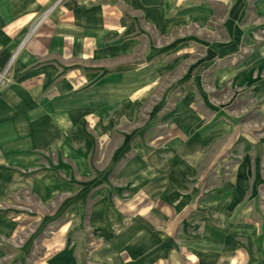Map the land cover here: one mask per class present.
<instances>
[{
    "label": "crops",
    "instance_id": "1",
    "mask_svg": "<svg viewBox=\"0 0 264 264\" xmlns=\"http://www.w3.org/2000/svg\"><path fill=\"white\" fill-rule=\"evenodd\" d=\"M201 1L0 0V73L9 65L0 88V264L8 259L13 264L2 242H14L23 228L16 216L8 217L6 203L23 192L43 205L71 193L55 172L62 165L45 155H63L80 175L86 173L87 158L77 145L99 118L113 122L115 97L121 95L123 102L125 91L114 87L140 82L141 64L137 75L130 66L112 63L136 51L147 26L161 31L176 25ZM159 173L165 184L157 192L172 198V208L160 207L155 221L143 215L145 206L138 218H125L109 194L98 193L88 209L82 201L69 208L75 218L88 211L87 229L65 220L70 216L51 224L59 226L58 233L44 240L45 250L32 264H264L249 250L257 244L256 225L245 224L243 215L236 218L243 192L239 176L209 198L228 205L209 203L206 220L198 222L194 209L182 211L175 189L167 194L168 186L176 187L174 169ZM137 195L147 197L141 189ZM85 229L96 239L94 249H88ZM74 230L83 232L77 256Z\"/></svg>",
    "mask_w": 264,
    "mask_h": 264
},
{
    "label": "rangeland",
    "instance_id": "2",
    "mask_svg": "<svg viewBox=\"0 0 264 264\" xmlns=\"http://www.w3.org/2000/svg\"><path fill=\"white\" fill-rule=\"evenodd\" d=\"M195 3L190 14H182L189 18L176 25L161 31L147 26L136 51L112 63L130 66L137 75L140 64L143 70L140 82L114 87L125 91L123 102L121 95L115 97L113 122L99 118L77 145L87 158L86 173L80 175L63 155H45L62 165V170L55 165V172L72 192L46 205L25 192L6 203L8 217L23 225L14 242H2L13 264H32L43 254L44 240L58 233L59 226L50 225L70 216L76 201L88 209L101 192L111 196L123 217L138 218L145 206L143 215L155 221L160 207L172 208V198L157 192L165 184L159 172L171 168L176 187L167 183V194L175 189L182 211L194 209L198 222L206 220L209 203L228 205L209 198L239 176L243 192L236 218L243 215L245 224L256 225L257 244L249 250L264 260V0ZM139 184L147 197H137ZM87 213L65 220L87 229ZM86 229L88 249H94L96 239ZM81 233H71L74 256Z\"/></svg>",
    "mask_w": 264,
    "mask_h": 264
},
{
    "label": "built area",
    "instance_id": "3",
    "mask_svg": "<svg viewBox=\"0 0 264 264\" xmlns=\"http://www.w3.org/2000/svg\"><path fill=\"white\" fill-rule=\"evenodd\" d=\"M8 67H9V65H7L0 73V87L3 86L7 81L6 75L8 72Z\"/></svg>",
    "mask_w": 264,
    "mask_h": 264
}]
</instances>
